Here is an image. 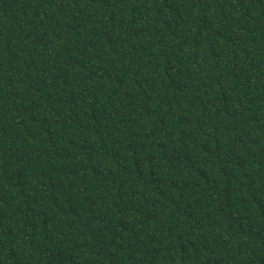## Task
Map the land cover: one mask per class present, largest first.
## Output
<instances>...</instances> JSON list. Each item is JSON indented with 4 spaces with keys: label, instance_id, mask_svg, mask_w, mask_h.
<instances>
[{
    "label": "trees",
    "instance_id": "trees-1",
    "mask_svg": "<svg viewBox=\"0 0 264 264\" xmlns=\"http://www.w3.org/2000/svg\"><path fill=\"white\" fill-rule=\"evenodd\" d=\"M0 264H264V0H0Z\"/></svg>",
    "mask_w": 264,
    "mask_h": 264
}]
</instances>
